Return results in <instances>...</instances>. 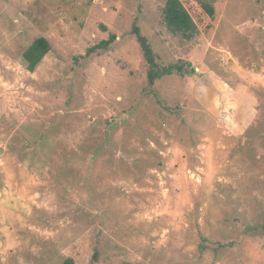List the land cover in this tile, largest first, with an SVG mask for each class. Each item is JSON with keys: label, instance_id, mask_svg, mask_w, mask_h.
<instances>
[{"label": "rangeland", "instance_id": "1", "mask_svg": "<svg viewBox=\"0 0 264 264\" xmlns=\"http://www.w3.org/2000/svg\"><path fill=\"white\" fill-rule=\"evenodd\" d=\"M165 1L0 0V264H264V0ZM134 23L193 72L148 87Z\"/></svg>", "mask_w": 264, "mask_h": 264}, {"label": "trees", "instance_id": "2", "mask_svg": "<svg viewBox=\"0 0 264 264\" xmlns=\"http://www.w3.org/2000/svg\"><path fill=\"white\" fill-rule=\"evenodd\" d=\"M189 1L191 13L180 0H166L162 9V20L166 30L171 34L181 36L187 41L192 40L201 31L210 30L215 15L214 4L216 2V0ZM131 34L135 36L147 67L146 83L148 87L151 88L157 80L165 76L173 74L183 76L186 73L193 72L192 69H186L189 65L182 61L166 66L161 65L146 37L140 33V29L135 23L131 27ZM115 38L114 35H110L107 40L88 48L85 56H89L98 50L107 49ZM49 50L50 46L45 38L35 39L22 54L26 70L33 72Z\"/></svg>", "mask_w": 264, "mask_h": 264}]
</instances>
